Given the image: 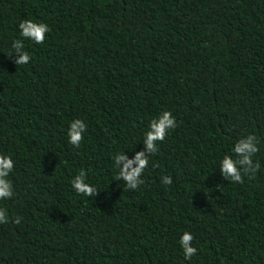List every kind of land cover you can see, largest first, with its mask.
<instances>
[{
	"label": "trees",
	"instance_id": "obj_1",
	"mask_svg": "<svg viewBox=\"0 0 264 264\" xmlns=\"http://www.w3.org/2000/svg\"><path fill=\"white\" fill-rule=\"evenodd\" d=\"M27 18L51 31L17 65L7 52ZM164 110L178 127L127 190L112 157L143 149ZM246 133L264 142V0H0V152L16 162L0 264H264V148L255 177L219 172ZM80 170L96 197L72 189Z\"/></svg>",
	"mask_w": 264,
	"mask_h": 264
},
{
	"label": "clouds",
	"instance_id": "obj_2",
	"mask_svg": "<svg viewBox=\"0 0 264 264\" xmlns=\"http://www.w3.org/2000/svg\"><path fill=\"white\" fill-rule=\"evenodd\" d=\"M19 38L14 39L11 44V51L7 54L15 57L17 65L28 64L32 57L25 50V41L34 44H43L47 34L51 31L50 26L42 21L32 18L22 19L18 24ZM178 127V121L170 110L162 111L158 116L151 119L147 130L143 134L144 148L136 151L135 155L130 157L125 151L114 153L113 166L117 170L114 180L124 182V188L127 190H137L144 184V173L149 167L150 157L159 152V142H163L167 135ZM88 131V125L83 119H74L70 122L67 129L68 143L74 147H79L85 139ZM264 148V142L260 137L253 133H246L234 143L230 154H225L219 160V172L224 180L230 183H243L245 177H255L261 170V161L258 153ZM16 167V162L11 154L0 152V201H6L14 198L15 187L11 175ZM162 183L171 185L173 179L165 175ZM71 187L75 193L96 197L100 191L93 183L88 180L84 170H80L72 179ZM220 188V185H218ZM9 220L7 208L0 207V224H6ZM21 217L17 216L15 223L19 224ZM194 233L184 231L178 244L183 252L186 261H191L197 257L201 251L195 243Z\"/></svg>",
	"mask_w": 264,
	"mask_h": 264
}]
</instances>
